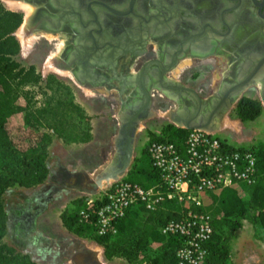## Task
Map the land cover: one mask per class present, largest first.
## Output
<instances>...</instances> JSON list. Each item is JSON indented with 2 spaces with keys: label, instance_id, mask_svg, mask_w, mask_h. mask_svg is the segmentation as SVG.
<instances>
[{
  "label": "flooded vegetation",
  "instance_id": "flooded-vegetation-1",
  "mask_svg": "<svg viewBox=\"0 0 264 264\" xmlns=\"http://www.w3.org/2000/svg\"><path fill=\"white\" fill-rule=\"evenodd\" d=\"M2 1L22 13L27 37L58 36L52 39L59 41L53 42L57 50L52 59L61 71L78 73L80 58L88 59L96 49L91 68L80 79L90 90L105 89L109 97H117L119 114L128 106H142L146 94L152 105L156 86L176 91L177 84L170 83L178 80L171 72L186 58H214L217 81L201 98L209 102L227 94L236 98L233 106L250 94L264 106V0ZM23 3L32 8L28 16L18 6ZM174 61L175 67L167 71ZM143 67L146 75L140 83ZM243 81L251 83L240 91Z\"/></svg>",
  "mask_w": 264,
  "mask_h": 264
},
{
  "label": "trees",
  "instance_id": "trees-1",
  "mask_svg": "<svg viewBox=\"0 0 264 264\" xmlns=\"http://www.w3.org/2000/svg\"><path fill=\"white\" fill-rule=\"evenodd\" d=\"M21 23L22 13L5 7L0 1V264H38L23 248L34 230L35 216L30 206L19 210L17 227L21 239L18 237L17 243L6 240L13 223L7 209V193L15 187L32 188L46 181L49 173L47 147L54 136L65 143H84L92 137L89 129L80 126L85 112L74 100L72 88L53 75L43 77L33 65L23 63L21 44L14 35ZM37 95H41V99H36ZM20 98H23L24 105L19 104ZM262 110L260 101L250 97H243L236 104V114L242 122L255 120ZM19 112H23L27 127L41 130L36 142L24 149L14 145L6 129L7 120ZM167 129L180 134L179 138L186 132L184 128L173 126ZM153 137L150 140L155 139ZM239 149L244 148L239 146ZM249 149L256 155L257 177L253 184L244 185L245 196H239L233 187H226L218 196L210 195L205 202V209L214 217L215 233L207 242L208 255L203 264H224L228 260L230 236L242 220L250 222L257 238L264 243V145L250 146ZM147 174L144 187L156 181L154 173ZM31 201L40 202V196ZM176 214L175 207L169 203L154 211L140 208L127 212L115 222L117 233L113 236L92 235L87 227L77 224L74 213L65 211L61 219L68 230L79 236H90L101 245L107 259L118 257L130 263L142 262L140 253L157 242L160 246L155 254H150L143 262L171 264L175 261L178 240L162 236L158 227Z\"/></svg>",
  "mask_w": 264,
  "mask_h": 264
},
{
  "label": "rangeland",
  "instance_id": "rangeland-1",
  "mask_svg": "<svg viewBox=\"0 0 264 264\" xmlns=\"http://www.w3.org/2000/svg\"><path fill=\"white\" fill-rule=\"evenodd\" d=\"M0 1L5 7L10 8L2 0ZM10 6L14 7L13 4H10ZM18 6L20 5L18 4ZM25 21L26 20L24 19V22ZM18 28H20V32L21 30L24 31V23H22ZM32 36L33 43L30 46L28 53L24 52L21 46L20 58L23 63L26 65H33L43 77L50 74L56 79L62 80L68 84L72 88L74 100L83 108L85 112L84 118L80 120V126L86 130L92 128L93 126L98 130L95 141L92 145V148H95L94 152L86 153L82 160L84 167L88 168L86 173L77 175L64 173L65 175L63 174L62 176L66 185H75L87 193H94L101 186L99 185L97 188H93V183L95 182L93 176L94 173L106 162H109L114 155L113 138L117 133L119 125V99L117 97H109L111 92L105 89L90 90L84 85L78 84L70 72L61 71L62 69L56 66L60 69L58 70L54 66L55 64L53 65L52 58L56 54L57 50V46H54L53 42L58 45V36L46 35L47 39L42 37L38 38L37 34H33L31 37ZM54 37L57 39L52 40ZM60 48L61 43L58 46L59 50ZM151 55L152 51L147 54L146 57ZM47 64L50 65L49 68H46ZM188 64V67L177 69L174 73H171V75L175 80L182 81V83L198 90V94L206 95L208 90L213 88L217 81V78L213 73L214 63L212 59H207L205 62L189 60ZM35 90H37V88H35ZM154 94L155 96L152 99L149 116L140 121L137 127L133 159L125 175L122 176L123 179L138 184L140 183V185L147 184L148 172L153 173L150 164V157L145 149L147 143L150 141V138H152V136H154L155 139L158 136H166L165 138L168 139H176L180 135L172 132V129H167L168 126L178 127L170 119V113L175 109L176 105L171 100L165 98L161 92L155 91ZM247 94H249V92H247ZM248 96L253 98L250 94ZM36 99H41V95H37ZM18 102L20 105H24L23 98H20ZM262 107L264 110V106ZM88 113L91 115H87ZM6 129L12 142L19 149H24L36 142L41 131L34 130L24 124L23 112L12 115L7 120ZM216 133H218L220 138L233 146L250 147L255 145H264V111L262 116L259 118L253 121L242 122L237 117L236 104H234L224 115V118L220 123L219 131ZM53 145L51 158L55 161L54 163L62 159V157L72 156L73 160L78 157L80 158L81 155H83V151L88 148L86 146H81L80 144L73 145L62 142L61 139L56 136L53 138ZM241 186L242 189L245 187L243 184H241ZM36 193H34L33 189H20L18 187L11 189L7 193V209L10 214V218H13L11 221L13 223L10 224V236H8L6 240L11 243H17L18 237L21 239V234L19 233L17 227V223H19V210L30 206V204L33 203L31 200L34 198ZM242 196H245L244 192L242 193ZM44 197H46L45 200L48 199L47 196ZM169 204H172L176 208L174 203ZM81 207L82 202L74 206L71 213L75 214ZM223 230L225 232L227 228L225 227ZM88 231L92 235L94 234L90 228H88ZM85 240H87L88 244H90L92 238L91 240L87 238ZM91 245L88 247L87 244L85 245L79 242L69 245V248L74 251L70 253L74 254L76 258L74 263L87 264V262H92L94 254L92 251H95L97 247L99 248V252L100 249L104 250L101 245H95L93 242ZM155 248L156 247L151 244L145 252L140 253L139 257L142 259V262L130 263L123 258L115 257L107 259L105 256L102 261L105 264H144L143 260H146L150 254H155ZM98 251H95L97 257L99 254ZM224 264H264V243L257 238L255 228L247 220H242L241 225L231 234L229 242V258Z\"/></svg>",
  "mask_w": 264,
  "mask_h": 264
},
{
  "label": "built area",
  "instance_id": "built-area-1",
  "mask_svg": "<svg viewBox=\"0 0 264 264\" xmlns=\"http://www.w3.org/2000/svg\"><path fill=\"white\" fill-rule=\"evenodd\" d=\"M243 148L202 129H186L176 139L150 140L146 151L155 183L144 187L123 177L104 181L96 192L82 196L76 222L97 236H113L117 233L115 222L127 212L140 208L154 211L174 203L176 217L158 227L162 236L178 240L171 264H203L207 242L215 233L206 200L226 187L251 185L256 180V155L249 147ZM152 245L157 249L160 243Z\"/></svg>",
  "mask_w": 264,
  "mask_h": 264
},
{
  "label": "crops",
  "instance_id": "crops-1",
  "mask_svg": "<svg viewBox=\"0 0 264 264\" xmlns=\"http://www.w3.org/2000/svg\"><path fill=\"white\" fill-rule=\"evenodd\" d=\"M207 59H212V61H214V58L212 57H209ZM207 59H205V61ZM189 60L192 59L186 58L184 60H181L171 73H174L177 69L188 67ZM216 61H218L219 63V58ZM263 111L264 110H262L260 116H262ZM87 115L91 114L88 113ZM89 131L92 137L88 142L69 143L73 145L80 144L81 146L88 147L85 151H83V155L75 160H73L72 156L62 157V159L54 163L55 161L51 158V150L54 146L52 139V142L47 147V164L49 173L46 181L35 187L25 188L33 189L34 193L37 192L35 196H41L42 199L40 200V202L36 201L30 204V207L32 208L31 213L35 216L34 222L32 223L34 224V230L32 231V235L30 236V241L23 246V248H26L27 252L30 253L32 259L35 260L38 264H76L74 263L76 260L74 254L70 253L74 251L69 248V245L74 244L75 242H79L85 245L87 244L88 247H90L89 245H91L92 242L95 245L100 246L93 239L91 240L89 236H79L74 232L68 230L64 226L61 219V214L63 212L66 211L67 213H71L72 208L82 202V196L87 194V192H85L80 187H77L75 185H66V182H64L62 176L64 173H72L74 175L84 174L88 170L87 167H84L82 160L86 153L94 152L95 148H92V145L95 141L98 130L96 127L92 126ZM218 131L219 130H217L216 132ZM56 184H58L57 188L55 187L57 186ZM233 188L237 191L239 196H242L243 190L241 185H235L233 186ZM44 196H47L48 199L45 200L46 197ZM22 230L23 228L21 227V232ZM86 238L91 240L90 244H88V241L85 240ZM98 250L99 248L97 247L95 251L97 252ZM95 251H92L94 254L91 264H105L102 261V259H104V250L100 249V252L98 251V257L96 256L97 254Z\"/></svg>",
  "mask_w": 264,
  "mask_h": 264
},
{
  "label": "water",
  "instance_id": "water-1",
  "mask_svg": "<svg viewBox=\"0 0 264 264\" xmlns=\"http://www.w3.org/2000/svg\"><path fill=\"white\" fill-rule=\"evenodd\" d=\"M23 20L24 19H22V23ZM93 51L94 54L89 53L88 59H83L85 55L80 58V64L78 62V68L80 71H78V73L75 74V72L70 71L74 80L80 85H83L80 79V74L91 68L89 59L93 55L96 56V49H93ZM141 53L142 52H140V54ZM175 65L176 61L167 67V71L174 68ZM145 75L146 69L143 67L140 70V83L143 82ZM248 83L251 82L243 81L239 88L240 91H242ZM170 84H177L176 91H169V89L163 85L156 86L155 89L161 92L168 99L172 100L176 105V108L170 113V119L179 128L202 129L212 132L217 131L219 130L220 123L222 122L224 115L236 101V98L229 99L228 95L224 94L223 96L217 95L208 102L206 99L201 98L198 92L192 87L185 86L179 81H171ZM185 98L186 100H184ZM150 107V96L149 94H146V100L142 106H128L126 111L119 114L120 124L117 134L113 138L115 149L114 158L110 159L109 162H106L94 173V189L101 185L104 181L118 179L125 175L133 159L137 127L140 121L149 116ZM220 111L222 112L219 113ZM214 121L217 122V125L212 126Z\"/></svg>",
  "mask_w": 264,
  "mask_h": 264
},
{
  "label": "bare ground",
  "instance_id": "bare-ground-1",
  "mask_svg": "<svg viewBox=\"0 0 264 264\" xmlns=\"http://www.w3.org/2000/svg\"><path fill=\"white\" fill-rule=\"evenodd\" d=\"M10 2V1H9ZM20 6H21V9L24 11V13L26 12V16H28V15H30V12H31V10H32V8L29 6V5H27V4H19ZM25 19V18H24ZM25 32L24 31H22L21 30V32H20V28H18V30L16 31V36H17V38L19 39V41H20V44H21V46H22V49L24 50V52H26V53H28L29 52V49H30V46L32 45V43H33V36L31 37V36H29V37H27L25 34H24ZM51 36V35H50ZM23 52V53H24ZM25 54V53H24ZM50 67V65L49 64H47L46 65V68H49Z\"/></svg>",
  "mask_w": 264,
  "mask_h": 264
}]
</instances>
